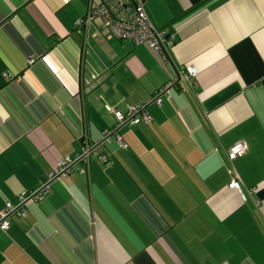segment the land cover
Instances as JSON below:
<instances>
[{"label": "crops", "instance_id": "crops-1", "mask_svg": "<svg viewBox=\"0 0 264 264\" xmlns=\"http://www.w3.org/2000/svg\"><path fill=\"white\" fill-rule=\"evenodd\" d=\"M99 2L0 0V210L83 147L110 156L13 216L0 264H264V0H142L161 53L77 28Z\"/></svg>", "mask_w": 264, "mask_h": 264}, {"label": "built area", "instance_id": "built-area-1", "mask_svg": "<svg viewBox=\"0 0 264 264\" xmlns=\"http://www.w3.org/2000/svg\"><path fill=\"white\" fill-rule=\"evenodd\" d=\"M100 21L103 24L105 31L104 35L107 40H118L122 42H130L135 46L148 45L156 52L161 53L163 45L171 47L174 43L175 37L172 31L168 28L154 29L150 20L146 16L142 8V0H100L99 4L92 8L83 20H78L75 26L78 28L84 22L92 23L93 21ZM32 60L27 61L30 65ZM195 71L193 68L186 70L184 79L187 83H195ZM6 80L10 78L6 75ZM168 90L161 89L153 97V103L160 104L162 95H166ZM108 114L112 115L117 121V125H137L141 122L148 123L150 116L145 115L142 106H130L125 114L105 106ZM110 132L104 133V138L108 139ZM117 143L119 147L125 148L121 138L117 136ZM99 146L96 144L83 147L79 154L68 156L59 159L55 170L47 174V181L36 192L24 193L18 196V204L16 206L10 203L4 204L0 210V231L6 232L11 225L12 217H24L26 214V207L31 203H38L50 191V183L53 180H59L67 177L74 165H88L91 159L96 158L103 165L110 161L109 154L99 151ZM245 152V147L236 145L228 152V159L230 162L240 157ZM230 190H237L239 182L234 175L228 186Z\"/></svg>", "mask_w": 264, "mask_h": 264}, {"label": "trees", "instance_id": "trees-1", "mask_svg": "<svg viewBox=\"0 0 264 264\" xmlns=\"http://www.w3.org/2000/svg\"><path fill=\"white\" fill-rule=\"evenodd\" d=\"M230 190V189H229Z\"/></svg>", "mask_w": 264, "mask_h": 264}]
</instances>
